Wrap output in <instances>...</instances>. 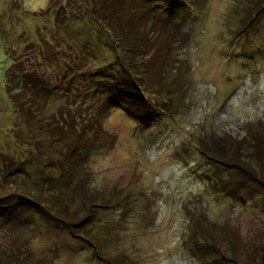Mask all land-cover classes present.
Here are the masks:
<instances>
[{"label":"rangeland","instance_id":"374dc122","mask_svg":"<svg viewBox=\"0 0 264 264\" xmlns=\"http://www.w3.org/2000/svg\"><path fill=\"white\" fill-rule=\"evenodd\" d=\"M189 1L190 9L173 24L151 25L159 46H167L155 62L164 64L163 76L167 68L178 77L147 94L163 99L171 87L177 108L142 129L124 106L112 103L101 118L96 147H103L80 165V176L108 205L90 224L100 255L89 238L30 208L22 215L30 223L0 229L1 246L14 250L6 264H234L230 247L244 264L260 257L264 186L212 156L225 136L244 144L249 156L253 144L264 146V0ZM92 2L0 0L5 194H24L21 186L35 187L43 173L59 176L60 153L49 128L65 104L61 90L35 120L20 114L7 92L14 62L71 86L79 97L73 101L88 110L99 99L84 93L81 80L107 66L117 75L123 50L95 20Z\"/></svg>","mask_w":264,"mask_h":264},{"label":"trees","instance_id":"16d2710c","mask_svg":"<svg viewBox=\"0 0 264 264\" xmlns=\"http://www.w3.org/2000/svg\"><path fill=\"white\" fill-rule=\"evenodd\" d=\"M190 7L189 0H93L92 15L100 26L108 30L123 53L120 55L117 75L107 66L90 72L88 77L81 80L83 89L86 90L84 93L99 99L91 110L82 109V102L73 101L79 97L70 93L71 86L53 83L35 68L14 62L8 74L7 92L14 108L30 122L46 108L57 92L60 94L63 91L59 98L65 104L55 113L58 118L54 116V122L49 128V136L56 142V150L60 153V160L56 165L60 174L53 178L50 173H43L35 187L21 186L24 194H5L4 184L0 180V229L7 228L8 225L18 226L19 222L30 223L31 217L22 215L28 214V209L36 208L48 220L71 228L75 236L89 238L96 248V254L100 255V240L90 230V224L98 210L108 205H103L100 192L90 189L87 181L80 176V165L90 158L93 150L95 152L96 149L99 150L98 147H103L102 144L96 147L102 136L101 118L108 113L112 103L124 106L139 120L142 129L162 112H171L172 106L177 108L171 87L166 90V97L163 99L159 94H154L156 91L154 96L147 94V91L158 88L161 83L164 85V79L174 85L173 81L178 77L177 73L169 72L167 68L163 76L164 64L162 66L161 62H155L167 46H159L155 27L151 25L162 20L173 24V18L181 13L185 14ZM73 81L74 78L71 79V84ZM80 96L83 98V95ZM89 111L92 112L91 119L81 122L86 120L84 115ZM225 137L218 141V150L212 156L213 159L219 164L241 171L247 178L264 186L263 144L260 141L253 144L256 149L249 156L244 151L245 147H242L244 144L236 145L232 138ZM256 140L262 141L259 137ZM14 194L16 195L13 196ZM74 203L78 205L73 207ZM207 245L210 246L209 243ZM235 249L230 247V252L228 251L232 255L231 260L234 264H244ZM13 251L12 246L0 244V264L14 260ZM258 251L259 248L254 249V253ZM260 252V257H251L247 264H264V248Z\"/></svg>","mask_w":264,"mask_h":264}]
</instances>
